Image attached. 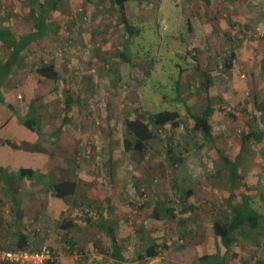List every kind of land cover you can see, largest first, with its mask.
Here are the masks:
<instances>
[{"label":"rangeland","instance_id":"1","mask_svg":"<svg viewBox=\"0 0 264 264\" xmlns=\"http://www.w3.org/2000/svg\"><path fill=\"white\" fill-rule=\"evenodd\" d=\"M32 1L0 0V29L16 38L35 33L40 14ZM123 6L138 31L133 37L115 0H60L46 18L54 30L26 48L5 80L2 96L12 108L0 104V124L12 117L22 126L31 113L39 132L22 126L29 140L11 134L13 148L0 126V149L38 150L50 162L31 179L9 173L18 213L0 185V243L16 248L23 235L28 248L48 245L54 264H117L98 227L106 222L124 264H200L211 255L225 264H264V227L236 235L228 254L212 232L243 196L264 217V0ZM6 57L0 43V65ZM42 65L58 80L41 78ZM208 107L211 142L190 118ZM172 110L181 116L176 129L155 132L142 153L124 150L125 121L150 123ZM170 152L181 160L171 163ZM65 181L76 184L74 196L52 197L48 185ZM148 240L154 259L145 257Z\"/></svg>","mask_w":264,"mask_h":264},{"label":"trees","instance_id":"2","mask_svg":"<svg viewBox=\"0 0 264 264\" xmlns=\"http://www.w3.org/2000/svg\"><path fill=\"white\" fill-rule=\"evenodd\" d=\"M60 0H48L47 3H41L38 0H33L30 6L33 9L39 11V19L37 30L35 33L24 34L19 38L14 37L9 31L0 29V43L7 50L6 60L0 65V88L4 85L5 80L9 76L11 70L16 66L17 62L21 58L23 52L26 48L34 41L39 39L45 30H54L52 24L46 21L48 14L51 10L55 9ZM89 1V0H86ZM118 6L119 20L123 27L124 33L128 37H133L137 34V29L131 24L130 20L124 12L123 0H115ZM121 59L124 62H130V58L125 55L124 52L120 54ZM37 74L46 80L57 81L58 73L54 70L52 66L42 65L37 68ZM177 94H179L176 89ZM0 104H5L9 109L12 107L7 104V101L2 97L0 93ZM185 108L187 106L185 105ZM32 110V109H31ZM211 109L208 107V110L199 116H192L191 120L193 122V129L199 131L206 140L211 142L212 137V127L209 123V113ZM29 113L30 117L27 119H21V125L31 133H38L39 126L38 121L31 117L32 114ZM141 118V117H140ZM142 119V118H141ZM69 118L65 115L63 119V124L68 122ZM181 123L180 113L177 111H162L156 114H153L150 118V123H144L142 120H127L124 123L125 130L127 131L130 138H124L123 148L127 152H138L142 153L145 150L146 143L152 140L155 136V132H158L162 129H176ZM152 126V127H151ZM40 135V134H39ZM254 136V135H253ZM13 148H17L16 145L9 143ZM169 160L171 163L179 162L181 159L176 158L174 153H169ZM230 166V169L234 172H231L234 176H238L237 163H227ZM18 177L31 179L35 172L30 169H21L18 173ZM14 176L7 173L0 167V184L5 187V190L9 193L10 200L14 203L16 212L19 211V202L18 194L16 193L15 187L12 183ZM48 190L50 191L52 197L56 199H64L70 196H73L76 192V184L73 182H62L58 184L48 185ZM261 198L264 202V195H261ZM233 197L230 198L232 200ZM250 198L243 196L239 205L234 206L230 205L232 211V216L229 221L225 223L215 222L212 226V232L215 240H219L222 246L225 248L226 254L230 251L231 247L236 243V235H245L248 230L256 231L264 227V217L257 210L251 207ZM264 205V204H263ZM167 216L173 218L172 210L166 209ZM98 227L103 229L109 238V243L111 247V255L117 260V264H123L124 258L119 252V246L117 244L115 231L114 229L106 222L98 223ZM16 248H28V242L25 240L23 235H19L17 239ZM150 243L146 248L145 257L154 259L158 256L157 248L152 244V240H148ZM144 256H140L141 260ZM200 264H209L217 261V264H225L224 259H218L216 255L203 256L199 258Z\"/></svg>","mask_w":264,"mask_h":264},{"label":"crops","instance_id":"3","mask_svg":"<svg viewBox=\"0 0 264 264\" xmlns=\"http://www.w3.org/2000/svg\"><path fill=\"white\" fill-rule=\"evenodd\" d=\"M1 89H2V87L0 88V93L2 95ZM0 126H3V131L6 132V134L8 136V138H7V136H5V138H6L5 140H7L5 143H7V144H8V142L11 143V141H9L11 138H13V136L11 134H14L15 137H17V139H19V140H21L20 136L23 137L22 138L23 142L27 143V140H29V137L27 138L28 133L25 131V129H23L22 126L18 125V121L14 120L12 117L5 120L3 124H0ZM17 134H18V136H17ZM16 142H18V141H16ZM9 147H10V145H9ZM19 156H21V155L19 154L18 151L15 152L14 150L11 151L10 149H3V150L0 149V167L4 171H6L7 173L13 172V174L15 173L14 171H17V170H18L17 172L19 173V171L21 169H30L34 172L36 170H39V169L42 170L43 168L48 169L46 165H48V163L50 161H48L49 160L48 157L42 159L43 157H46L47 155L43 154V152H41V151L38 152V150H37L33 153H29V152L25 153L24 152L23 156H21V157H19ZM37 157H39V158H37ZM40 163H42V167L37 166ZM1 186H3V185H1ZM4 188L5 187H3L2 189H4ZM54 259H56V257ZM52 264H54V262Z\"/></svg>","mask_w":264,"mask_h":264},{"label":"built area","instance_id":"4","mask_svg":"<svg viewBox=\"0 0 264 264\" xmlns=\"http://www.w3.org/2000/svg\"><path fill=\"white\" fill-rule=\"evenodd\" d=\"M52 249L48 245L33 248H8L0 243V264H52Z\"/></svg>","mask_w":264,"mask_h":264}]
</instances>
